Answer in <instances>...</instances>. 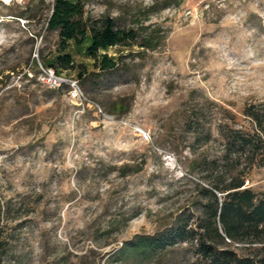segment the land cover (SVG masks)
Here are the masks:
<instances>
[{"label": "rangeland", "instance_id": "rangeland-1", "mask_svg": "<svg viewBox=\"0 0 264 264\" xmlns=\"http://www.w3.org/2000/svg\"><path fill=\"white\" fill-rule=\"evenodd\" d=\"M52 1L0 0V264H202L192 239L127 245L195 228L215 181L243 174L264 198V153L220 159L222 132L252 133L245 109L264 111V0H80L135 40L98 52L107 70L69 42L74 66L56 71L79 99L41 80L59 42Z\"/></svg>", "mask_w": 264, "mask_h": 264}, {"label": "trees", "instance_id": "trees-1", "mask_svg": "<svg viewBox=\"0 0 264 264\" xmlns=\"http://www.w3.org/2000/svg\"><path fill=\"white\" fill-rule=\"evenodd\" d=\"M46 26L58 31L57 54L49 64L55 72L74 66L71 54L66 51L70 41L76 46L85 43L88 55L94 62L99 58L97 65L101 70H107L116 62L105 53L99 57L98 52L116 45L127 46L135 40L131 29L117 28L109 16L100 19L84 17L80 0H53ZM244 114L250 118L255 130L252 133L241 129L222 132L220 159L224 168L233 162L240 163L243 158L251 165L259 153H264V111L248 107ZM256 164L264 166V158ZM223 171L220 170L221 174ZM242 175H234L228 181H215L210 189H205L210 202L205 207V217L196 223L195 228L187 227L186 223L179 224L159 237L139 236L127 248L132 253L150 255L178 241L192 239L197 243L202 264H264V198L256 199L253 191L244 186ZM225 239L248 246L258 245L254 251L261 256H239L227 248L216 247V243H225Z\"/></svg>", "mask_w": 264, "mask_h": 264}, {"label": "built area", "instance_id": "built-area-1", "mask_svg": "<svg viewBox=\"0 0 264 264\" xmlns=\"http://www.w3.org/2000/svg\"><path fill=\"white\" fill-rule=\"evenodd\" d=\"M41 80L49 87L67 85L68 94L74 99H79L82 96L81 89L76 80L66 77L62 73L55 72L53 68L42 69Z\"/></svg>", "mask_w": 264, "mask_h": 264}, {"label": "bare ground", "instance_id": "bare-ground-1", "mask_svg": "<svg viewBox=\"0 0 264 264\" xmlns=\"http://www.w3.org/2000/svg\"><path fill=\"white\" fill-rule=\"evenodd\" d=\"M4 1L8 2L9 0H4Z\"/></svg>", "mask_w": 264, "mask_h": 264}]
</instances>
